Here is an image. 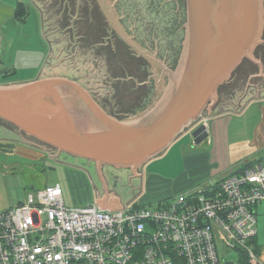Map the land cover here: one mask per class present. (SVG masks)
Segmentation results:
<instances>
[{
	"label": "water",
	"instance_id": "95a60500",
	"mask_svg": "<svg viewBox=\"0 0 264 264\" xmlns=\"http://www.w3.org/2000/svg\"><path fill=\"white\" fill-rule=\"evenodd\" d=\"M27 1L46 60L40 77L0 84V123L98 169L137 172L210 116L264 30V0Z\"/></svg>",
	"mask_w": 264,
	"mask_h": 264
},
{
	"label": "built area",
	"instance_id": "2783aa9c",
	"mask_svg": "<svg viewBox=\"0 0 264 264\" xmlns=\"http://www.w3.org/2000/svg\"><path fill=\"white\" fill-rule=\"evenodd\" d=\"M168 200L107 210L67 205L59 183L29 191L0 212V264H221L218 242L264 264L254 244L264 163Z\"/></svg>",
	"mask_w": 264,
	"mask_h": 264
},
{
	"label": "crops",
	"instance_id": "0c3cea01",
	"mask_svg": "<svg viewBox=\"0 0 264 264\" xmlns=\"http://www.w3.org/2000/svg\"><path fill=\"white\" fill-rule=\"evenodd\" d=\"M15 1L17 2L10 4L11 7H15L14 14L18 2L28 4L27 0ZM10 70L8 69L4 73ZM261 79L246 90L243 101H241L242 97H239L236 102L237 108L232 111L225 109L221 112L214 111L211 113L207 124L209 136L203 142L196 144L193 137H188L191 135V130H185L186 132L183 131L171 143L172 146L171 148L169 146V151L167 148V151L165 150L149 160L137 172L126 169L102 171L82 161L85 160L83 158L54 153L50 150L51 147L35 141L34 138L27 137L29 140H25L26 138L23 137V139L16 129L5 128L6 131L0 132V179L23 177L24 173L22 174V172L24 171L29 177H60L55 167L48 165L49 160H51L52 164L56 162L57 165H60L62 177H69L72 190L78 189L81 182L84 184L82 178H85L87 186L93 184L89 193L77 194L71 201L73 204L96 202L108 210L121 209L128 203H132L133 197L142 190L138 191L137 189L136 195L132 194V196L126 197L114 188L110 179L108 181L103 177H130L131 179V177H172L173 175L174 177H182L180 183L182 190L199 189L196 186L206 180L207 183L205 182L206 186L204 187H207L211 183L220 182L224 178L234 175L239 168L245 166L244 164L255 165L264 161V77ZM224 103V106L231 105V101ZM18 135L21 136V139ZM174 147L177 149L172 154H179L181 160L185 161L187 165L193 166L196 173H202L200 177H191L185 174L178 176V173H172L176 172V165L170 158L172 156L170 153ZM157 165H164L167 173L152 169V166ZM93 177H97V179L94 180ZM257 249L262 253L264 262V247L258 244Z\"/></svg>",
	"mask_w": 264,
	"mask_h": 264
},
{
	"label": "rangeland",
	"instance_id": "374dc122",
	"mask_svg": "<svg viewBox=\"0 0 264 264\" xmlns=\"http://www.w3.org/2000/svg\"><path fill=\"white\" fill-rule=\"evenodd\" d=\"M11 2L17 1L0 0V76L6 70L11 69V72H7L8 76L5 77V80L25 81L36 79L38 78L39 72L46 60L48 47V43L44 38L42 31L41 13L35 5L27 2L29 12L27 19L24 21L15 19L13 16L15 7L10 6ZM262 77H264V30L260 36V42L256 44L254 50L249 54V56L243 58L240 65H238L230 73L229 77H227V79H225L221 84L218 91V100L213 108V112H221L225 109H227V111H232L237 108L236 102L239 97H242L241 101H243L246 90L254 86L258 81L262 80ZM1 80H3L2 77H0V81ZM227 101H231V105L224 106V102ZM241 101L239 102L240 104ZM188 126H190L189 128L191 129L195 127L192 126V124ZM9 127L4 123H0V132L6 131L5 128ZM187 127L185 129H187ZM185 129L183 131H185ZM18 136L21 139V136ZM18 136L16 137L18 138ZM23 137L26 138L25 140H29L27 137L22 135V138ZM188 137L191 138L192 136L188 135ZM171 146L172 144L170 145V148ZM175 147L170 153V155H172L170 158L176 165V172L172 173H178V176L185 174L186 176L200 177V174L202 173H196L193 166L187 165L185 161L181 160L179 154H172L175 149H177ZM170 148L168 147L167 150L169 151ZM50 150L58 154L57 150ZM64 154L68 156L70 155L68 153H63V155ZM71 159L81 160L79 158ZM82 161H85V163L93 168H97L96 163L93 161L87 159ZM48 165L54 166L56 172L60 174V177H29L27 172L24 171L22 172V174L24 173L23 177L18 176L0 179V212L25 202L29 191L41 189L47 185L55 183H59L61 185L67 205H83L73 204L71 201H73L77 194L82 195L89 193L92 190L91 187L93 184L91 183L90 186H87L85 178H82L84 180V184L81 182L78 189L76 188L72 190L70 187L71 183L69 177H62L60 173V165H57L56 162L52 164L51 160H49ZM165 168L166 167L164 165L152 166V169L167 173ZM99 169L102 171H106L107 169H116L115 171L119 170L118 168L110 165H105ZM126 170L131 171L130 169ZM102 171L101 173H103ZM33 174L35 173L33 172ZM74 178L76 179V177ZM86 178L91 182L88 177ZM104 178L105 177H103V179ZM181 178L174 177L173 175L172 177H131V179L130 177H117L113 181V186L117 191H120L126 197H130L135 191H137V189L138 191L142 190V192H140L137 196L133 197L131 202L138 201L143 205H156L165 199L173 201L174 197L179 193L188 191L184 189L182 190L180 187ZM93 179L96 180L97 177H93ZM205 182L207 183V180L196 187L202 188L206 186ZM257 209L258 233L254 240V244L256 246L259 244L264 247V202L258 204ZM217 246L221 264H250L246 260L245 255L243 254L244 252H241L236 248H228L223 242H218Z\"/></svg>",
	"mask_w": 264,
	"mask_h": 264
},
{
	"label": "trees",
	"instance_id": "16d2710c",
	"mask_svg": "<svg viewBox=\"0 0 264 264\" xmlns=\"http://www.w3.org/2000/svg\"><path fill=\"white\" fill-rule=\"evenodd\" d=\"M28 6L24 3V2H18L17 3V6H16V9H15V14H14V18L15 19H19L21 21H24L25 19H27L28 17ZM179 41L181 42V34L179 36ZM7 72H11V71H7ZM5 73L3 76H2V79L0 81V83H5V82H9L11 80H5V77L8 76V73ZM14 72V71H13ZM119 81V80H118ZM118 83V82H116ZM144 87V86H143ZM116 113V112H115ZM133 114V113H132ZM258 161V160H257ZM245 166H249L251 165L250 163H247V164H244ZM243 166V165H242ZM255 240V239H254Z\"/></svg>",
	"mask_w": 264,
	"mask_h": 264
},
{
	"label": "flooded vegetation",
	"instance_id": "af4514ba",
	"mask_svg": "<svg viewBox=\"0 0 264 264\" xmlns=\"http://www.w3.org/2000/svg\"><path fill=\"white\" fill-rule=\"evenodd\" d=\"M104 37H105V36H104ZM39 77H40V76H39ZM197 123H198V122H196V123H192V126H195L193 129L189 128L190 126H188L187 129H185L186 131H189V129L191 130V136H192V137H193L192 132H193V131H194V130L200 125V124H199V125H196ZM188 128H189V129H188ZM186 131H185V132H186ZM193 139H194V137H193ZM113 171H115V170H113ZM99 178L101 179V177H99ZM105 178H106L108 181H109V179H110V181L113 182L117 177L112 176V177H105ZM106 179H105V180H106ZM101 180H102V179H101ZM101 182H102V181H101ZM106 183H107V182H106ZM133 192H134V191H133ZM135 192H137V191H135ZM135 192L133 193V195H136V194L138 193V192H137V193H135ZM131 196H132V195H131Z\"/></svg>",
	"mask_w": 264,
	"mask_h": 264
},
{
	"label": "bare ground",
	"instance_id": "6f19581e",
	"mask_svg": "<svg viewBox=\"0 0 264 264\" xmlns=\"http://www.w3.org/2000/svg\"><path fill=\"white\" fill-rule=\"evenodd\" d=\"M260 163H264V161H261ZM260 163H257V164H255V165H258V164H260ZM250 166V165H249Z\"/></svg>",
	"mask_w": 264,
	"mask_h": 264
}]
</instances>
